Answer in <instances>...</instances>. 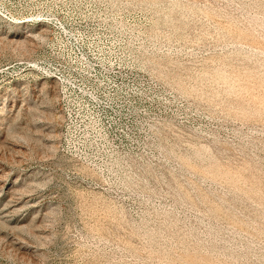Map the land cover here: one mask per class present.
<instances>
[{"label": "rangeland", "instance_id": "374dc122", "mask_svg": "<svg viewBox=\"0 0 264 264\" xmlns=\"http://www.w3.org/2000/svg\"><path fill=\"white\" fill-rule=\"evenodd\" d=\"M0 264H264V0H0Z\"/></svg>", "mask_w": 264, "mask_h": 264}, {"label": "built area", "instance_id": "2783aa9c", "mask_svg": "<svg viewBox=\"0 0 264 264\" xmlns=\"http://www.w3.org/2000/svg\"><path fill=\"white\" fill-rule=\"evenodd\" d=\"M53 77H55L56 78V80H58V81H60L61 79L59 78V76H57V75H55V74H53Z\"/></svg>", "mask_w": 264, "mask_h": 264}]
</instances>
